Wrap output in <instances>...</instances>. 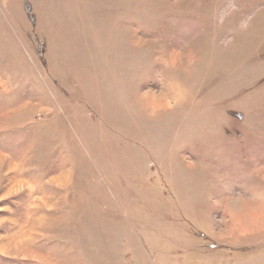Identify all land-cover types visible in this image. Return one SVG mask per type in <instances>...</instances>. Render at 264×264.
<instances>
[{
	"label": "rangeland",
	"instance_id": "1",
	"mask_svg": "<svg viewBox=\"0 0 264 264\" xmlns=\"http://www.w3.org/2000/svg\"><path fill=\"white\" fill-rule=\"evenodd\" d=\"M226 4L0 0V264H264V0Z\"/></svg>",
	"mask_w": 264,
	"mask_h": 264
},
{
	"label": "clouds",
	"instance_id": "2",
	"mask_svg": "<svg viewBox=\"0 0 264 264\" xmlns=\"http://www.w3.org/2000/svg\"><path fill=\"white\" fill-rule=\"evenodd\" d=\"M238 10L239 9H238L237 0H227L225 14L219 21L221 26H224L226 24H231L235 20L236 13L238 12ZM239 26L242 29L246 28L248 26V21L247 20L241 21ZM158 60L160 62H163V55L162 54L158 57Z\"/></svg>",
	"mask_w": 264,
	"mask_h": 264
},
{
	"label": "bare ground",
	"instance_id": "3",
	"mask_svg": "<svg viewBox=\"0 0 264 264\" xmlns=\"http://www.w3.org/2000/svg\"><path fill=\"white\" fill-rule=\"evenodd\" d=\"M166 99V98H165ZM158 106V105H157ZM248 232V230H246ZM245 232V231H244Z\"/></svg>",
	"mask_w": 264,
	"mask_h": 264
}]
</instances>
